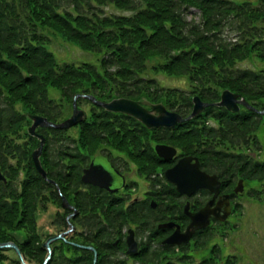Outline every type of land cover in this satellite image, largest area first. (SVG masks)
Instances as JSON below:
<instances>
[{
  "label": "trees",
  "instance_id": "1",
  "mask_svg": "<svg viewBox=\"0 0 264 264\" xmlns=\"http://www.w3.org/2000/svg\"><path fill=\"white\" fill-rule=\"evenodd\" d=\"M189 9L198 12L197 19L187 18ZM51 34L94 54L97 62L58 61L48 48ZM254 59L264 62V0H0V170L5 177L0 180V242H14L28 264H41L47 255L43 242L67 226L66 215L74 207L78 214L69 220L93 231L88 243L96 260L93 250L62 237L51 243L46 264H125L112 243L113 228L137 221L141 211L146 236L156 211L148 199L124 207L118 194L84 185L81 171L89 157L109 148L135 164L160 205L178 202L179 194L163 171L185 155L197 157L201 169L216 174L221 191L233 196L242 179L245 194L263 200L259 134L264 136V114L244 106L232 112L211 104L172 127L148 128L79 96L77 106L86 103L89 108L75 134L69 128H36L44 137L39 159L47 178L34 167L32 152L39 139L28 132L29 114L61 122L70 115L77 93L100 101L127 97L162 103L185 117L193 95L215 102L229 89L262 110L264 66L241 65ZM148 72L186 76L189 89L165 87ZM51 88L57 98L50 96ZM156 143L174 146L177 154L163 160L154 151ZM63 197L72 207H61ZM176 203L165 209L183 215ZM49 205L58 208L50 221L55 228L41 232L38 216ZM236 211L241 212L239 202L233 204ZM227 222L197 230L178 248L147 246L140 264H190L195 255L199 261L193 264H236V256L222 255L217 244L202 255L212 230L225 236ZM0 264L21 262L12 248H0Z\"/></svg>",
  "mask_w": 264,
  "mask_h": 264
},
{
  "label": "water",
  "instance_id": "2",
  "mask_svg": "<svg viewBox=\"0 0 264 264\" xmlns=\"http://www.w3.org/2000/svg\"><path fill=\"white\" fill-rule=\"evenodd\" d=\"M79 96H84L89 98L95 104L102 106L105 110L112 112H120L130 115L142 122L148 128L154 127H172L178 122H182L190 119L199 112H201L208 105L224 106L226 109L237 112L240 106L243 105L246 108L257 111L264 114L263 110H258L251 106L243 97H238L237 93L230 91L229 89H223L221 91L219 100L215 102H205L202 101L197 95L192 97V109L191 112L183 117L181 114L175 111L167 110L162 103H149L147 101L134 100L127 97H115L109 101L97 100L92 95L87 94H75L73 98L72 112L69 117L62 120L61 122L55 123L49 121L46 117L42 115H31L28 117L31 120V124L28 126V132L39 139L38 146L32 152V159L35 168L46 177V172L40 163V153L42 150V145L44 143V137L42 134L36 133L35 128L40 127H55V128H69L72 125L77 124L85 118V112L79 109L76 104V98ZM144 104H149L150 108L144 106ZM155 151L158 156L170 160L176 154V148L171 145L158 143L155 145ZM164 176L166 180L175 185L176 190L179 193H183L187 196L192 195L198 189L204 188L212 192V197L208 200L201 208L191 212L189 211V204L186 202L184 205V211L186 215L190 218L189 223L183 231L180 230L179 225L173 222H167L161 224L160 226L173 227L175 229L166 238L163 239V243L168 244H180L189 241L193 232L201 227L209 224L211 217L223 220L230 213V204L228 196H220L214 206L215 196L218 194L220 181L215 174H209L199 167V160L195 156H182L173 165L166 168L164 171ZM0 179L5 180L4 175L0 171ZM83 182L94 184L100 187H104L110 190H115V188H110V172L104 169L101 165L95 164L92 161L87 168L84 169L81 176ZM242 190V181L239 180L238 184L234 188L235 192ZM67 205L66 199H63V205ZM72 225L71 223H69ZM62 234H57L49 237L45 242V246L48 250V256L46 260L51 255L50 242L56 238L61 237ZM128 249L127 253H132L135 251L136 247L131 239V233L127 238ZM0 247H12L18 253L21 263L27 264L22 258L19 249L13 242H1ZM87 248L94 251L93 261L96 260V251L94 247L87 246ZM46 260L42 263L45 264Z\"/></svg>",
  "mask_w": 264,
  "mask_h": 264
},
{
  "label": "flooded vegetation",
  "instance_id": "3",
  "mask_svg": "<svg viewBox=\"0 0 264 264\" xmlns=\"http://www.w3.org/2000/svg\"><path fill=\"white\" fill-rule=\"evenodd\" d=\"M92 161H94L95 164L101 165L104 169L110 172V182H111L110 188H115V190H110L104 187H100V186L82 181L85 186H94L96 188H99L107 192L108 194H118L119 198L124 199L123 201L124 207L128 205H133L134 203H137L138 201L143 200V199H148V202L150 204L152 201H155V207L152 208L153 210L156 211V212H152L153 216L155 217V221L152 224V226L149 228V230L147 231V235L145 234L146 236H144L142 232L143 221H142L141 211L136 213L138 215L137 221L135 220L136 222L135 221L132 222L130 220L128 222L121 223L122 225L120 227L113 228L112 243L114 247L116 248V253L119 254V257L123 259V262L125 264H140L141 263L140 256H142L143 249L147 246H149L152 249V248H157L160 245H166V244H163L161 241L162 239H164L166 236H168L170 233L173 232V230L175 229V226L165 227V226H160L161 224L172 221L173 223L179 225L181 231L185 229L186 225L189 222V218L186 215V213L183 212L184 210L182 209L183 210L182 211L183 215H182L181 212H174L173 214H170L169 212L170 210L165 209L166 205L172 207L173 203L174 204L176 203L175 201L174 202L168 201L167 203H164V205H160L161 204L160 200L154 194H152L151 190L145 191V194L142 197L132 195V193H135L138 183L137 181L130 179L131 177L129 178L128 174L132 172L133 168L135 169L136 174L138 175L140 174L137 172L135 164L132 161H128L126 156L122 152L114 148H109V150L104 149V150L98 151L96 154L89 157L87 164L83 166L82 168L81 175L83 174L84 169L87 168ZM220 186H221V182H220ZM220 186H219L218 194L215 196L212 206L215 205L216 200L223 194H227L230 200L234 198V195L231 196L230 192L221 191ZM178 194H179L178 202L176 204L178 205L181 204L183 208L186 202H188L189 208L191 211H196L197 209L201 208L208 200L211 199L213 195L212 192H210L207 189H199L190 196H186L183 193H178ZM61 207H62V204H61ZM72 210H73L72 212H69L66 215L67 226L59 230L58 233L62 234L63 238L67 237L69 239L67 240L69 243H72V244L82 243L81 245L91 246L89 245L90 243H88V241H92L94 239L93 231H89L87 228H85L86 226H82V224H78V223L72 224L69 220L70 217H73L76 214H78V211L76 208L72 207ZM54 213L55 212H53V214ZM124 213L126 214L128 212H124ZM169 217H175V218L170 219ZM185 219H186V223L183 224L182 222ZM217 222H218L217 219L212 217L210 220V225L215 226ZM69 223H71L72 225H70ZM54 228H55L54 226H53V229L52 228H39L38 226V229L41 232L43 231L53 232ZM110 228L111 227L108 226L106 230L109 231ZM202 229L203 228H201V231ZM196 231L193 234L192 238L197 235ZM130 233H131V239L133 240L136 249L132 253H127V249H128L127 238L130 235ZM84 238H86V242L83 241ZM109 238H110V235H109ZM44 242L42 245L46 248ZM52 242H50V247H51ZM118 242L122 243L120 247H116ZM170 246H174V245H170ZM181 246L182 245L174 246V247L178 248ZM67 262L72 263L71 261H67Z\"/></svg>",
  "mask_w": 264,
  "mask_h": 264
},
{
  "label": "rangeland",
  "instance_id": "4",
  "mask_svg": "<svg viewBox=\"0 0 264 264\" xmlns=\"http://www.w3.org/2000/svg\"><path fill=\"white\" fill-rule=\"evenodd\" d=\"M107 11L119 12L120 10L106 6ZM187 18H198V12L195 9H189ZM50 45L48 48L53 52L58 61H88L96 63L95 55L80 49L75 44L64 40L58 35H50ZM242 66H250L254 69L264 66V62L254 59L251 61L241 62ZM148 75L157 79V81L165 87H178L180 89L188 90L189 82L186 76H169L163 72H148ZM50 96L57 98V90L51 88L49 90ZM83 110H88V104L83 103L80 106ZM75 126L69 128L68 132L75 134ZM262 141L263 149L260 158H264V136L259 134ZM253 155V154H252ZM129 178L137 181L138 185L133 196L142 197L145 191L149 190L151 184L142 176L132 172L128 174ZM235 202L241 203V212L236 211L231 213L228 217V222L225 227V236L217 235V230L213 237L203 250L202 255H207V249L212 244H217L221 250L222 255L230 254L236 256V264H264V199L256 200L251 196L243 193L234 199ZM56 207L50 205L46 211H43L38 218L39 228H52L50 222L53 212ZM9 253H12L10 250ZM8 253V254H9ZM199 261V256H194L190 264Z\"/></svg>",
  "mask_w": 264,
  "mask_h": 264
}]
</instances>
